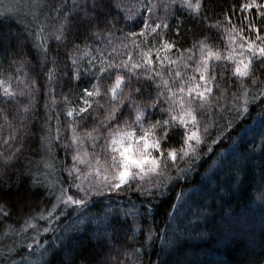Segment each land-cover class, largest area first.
Returning a JSON list of instances; mask_svg holds the SVG:
<instances>
[{
	"label": "trees",
	"instance_id": "obj_1",
	"mask_svg": "<svg viewBox=\"0 0 264 264\" xmlns=\"http://www.w3.org/2000/svg\"><path fill=\"white\" fill-rule=\"evenodd\" d=\"M34 1L42 34L31 32L25 17L0 14V81L5 82L0 85V264H264V97L252 88L245 96L232 74V56H250L240 46L247 43L241 36L255 39L257 31L264 36V16L259 14L264 7H255L264 0H254L248 10L240 5L253 0H201L199 12L182 6L183 0ZM142 30L144 36H128ZM165 41L174 47L159 55L174 64L156 60ZM201 42L207 46L205 56L213 53L209 65H216V79L208 85L212 93L204 109L197 110L198 129L188 124L190 131H198L201 143L189 140L185 145V129L177 124L165 142L177 159L173 165L169 158L162 185L144 182L142 192L133 182L131 187L90 196L77 216L74 208L60 206L49 231L37 235L55 193L61 188L71 193L67 169L72 155L93 151L84 137L93 116L79 113L84 89L98 84L101 96L89 99L105 104L103 92L115 73L129 75L124 67L110 68L113 74L100 81L97 76L106 74L99 69L122 61L128 67L141 63L134 70L139 82L137 76L131 80L140 93L124 90L138 101L156 92L155 84L145 79L146 68L152 69L148 75L156 83L163 77L178 86L195 76L203 85L196 71L202 66ZM149 48L151 66L141 57ZM9 86L14 96L4 95ZM96 107L93 103L89 113ZM69 109L74 110L71 117ZM121 110L127 113L124 106ZM99 112L102 118L104 109ZM148 112L153 120L167 115L158 108ZM72 126L84 139L82 146L73 144ZM46 135L52 136L48 170L43 163ZM182 147L187 155L180 152ZM43 171L50 174L52 187L45 185ZM42 241L44 250L35 260V248Z\"/></svg>",
	"mask_w": 264,
	"mask_h": 264
},
{
	"label": "snow or ice",
	"instance_id": "obj_2",
	"mask_svg": "<svg viewBox=\"0 0 264 264\" xmlns=\"http://www.w3.org/2000/svg\"><path fill=\"white\" fill-rule=\"evenodd\" d=\"M182 6L194 12H199L202 5L201 0H196L195 4L191 0H183ZM240 7L244 10L251 9L254 7V0L253 3H244ZM255 7L259 9L264 7V5L256 4ZM259 14L264 16V12ZM147 27L145 25V28ZM249 27L250 29H255L256 25L249 22ZM233 30H236L235 27H233ZM152 31L155 32V28ZM244 31L243 27L239 29L240 33ZM138 35L144 36L145 32L142 30L139 34H128L130 37H137ZM241 39L247 41V43H242L240 46L242 49L246 48L250 56L246 62L244 59L233 61L236 66L232 74L238 78L239 87L243 89L245 96L249 89L252 88L259 93V96L264 97V79H262L264 77V36L257 31L255 39L244 37L243 35ZM257 40L260 41L259 44L256 43ZM133 43L135 42L133 41ZM173 47L172 43L163 42L162 48L157 49L156 60L169 59L167 56L161 58L159 52L167 51ZM200 47L202 66L198 65L196 71L200 73L199 81H203V85L196 81L195 76L189 77L188 80H181L178 86L170 85L169 81L163 79V77H161L159 83H156L155 78L148 75V72L152 69L146 68L145 79L155 84L156 92L154 95L149 93L146 97L141 96L140 101L131 94L124 95V90L127 87L129 93H140V88L134 87L131 84V80L133 76H137V82H139L138 74L134 70L140 68L142 66L141 63L134 62L131 67H128V62L122 61L121 64H109L107 68L101 67L99 69L100 73L106 74L97 76L100 81L113 74L108 71L110 68L119 69L124 67L129 75L125 77L118 71L115 73L114 82L103 92L105 104H101L99 100L93 101L89 99L91 97H99L102 94L99 85L95 83L92 84V90L85 88L84 95L81 97L83 106L79 107V113H87L92 115L94 119L91 129H86L84 132V137L91 142L93 151L89 153L87 149H83V156H87L88 159L82 157L81 151L75 152L72 155L74 163L67 169V172L70 178L74 172L77 173L76 180L88 179L94 175L96 186L94 187L90 183L89 189H85L81 184L74 183L72 187L84 192V198H74L71 195H67L66 190L61 188L59 195L56 196L57 203L63 202L66 205L83 204L90 192H96L97 187L101 190H119L125 185L131 187L133 182H136L137 189L143 192L146 190L144 188V182L146 181L153 187L162 185L163 181L160 180V177L164 176L165 170L170 166L169 158H171L173 165L177 159L175 150L168 149L165 146V142L169 139V132L176 128L177 124L185 129V145L188 144L189 140H195L197 144L201 143L198 131H190L188 124L191 121L193 128L198 129L197 110L204 109L205 102L212 93V88L208 85L210 81L216 79L214 72L216 65H209L208 63L209 59L213 58L211 51H208L206 56L204 55V50L207 46L201 42ZM152 50V48H149L147 52L141 51L142 61L145 65H153ZM221 58V56L215 55V59L220 60ZM75 62L73 60V63ZM169 63L174 64L175 61L169 59ZM257 64L259 69L256 67ZM210 68L213 69L212 72H209ZM180 75L179 71L175 72L176 77H180ZM156 76H161V74L157 72ZM221 76H223V73H221ZM126 79L129 81L127 85L125 84ZM4 83V81H0V85ZM173 85H175V81H173ZM216 87L220 88V84L217 83ZM185 93H187V96L184 95ZM4 95L11 97L15 93L10 90L9 86L4 88ZM125 99L127 100L126 105L124 104ZM253 99H256V97L253 96ZM118 100L119 103H117ZM247 102L246 99L245 104ZM93 103L97 107L89 113L88 110L92 108ZM122 106L127 108V113L121 110ZM101 108L104 109L102 118H100L99 112ZM149 108H158L161 113H166L167 115L153 120L148 112ZM73 111V109H69L67 115L71 117ZM244 111H247L246 107ZM86 118V116H81L82 120ZM205 131H207V125H205ZM101 138L104 140L103 144L98 143ZM71 139L73 144L81 146L84 144V139L77 134L75 126H72ZM69 146L66 145V147ZM97 147L102 149L101 153L95 151ZM180 152L183 155L188 154L184 147L180 149ZM76 163L85 164L87 170L82 172L81 169L76 167ZM46 166L48 165L46 164ZM152 177L156 178L155 181H153ZM56 207L57 204L54 203L48 212L49 216L56 211Z\"/></svg>",
	"mask_w": 264,
	"mask_h": 264
},
{
	"label": "rangeland",
	"instance_id": "obj_3",
	"mask_svg": "<svg viewBox=\"0 0 264 264\" xmlns=\"http://www.w3.org/2000/svg\"><path fill=\"white\" fill-rule=\"evenodd\" d=\"M37 7H38V4L35 3L34 0H0V14H2L3 16L10 17V18H15V19L19 18V17H25V21H26V24L28 25V28L35 35L36 34H42L41 33V31H42L41 18H40V15H38V13H37V10H38ZM232 59H234L235 61H240L241 59H244L245 62L247 61V59L245 57L241 56V55L232 56ZM235 66H236V64H235ZM51 139H52V136L46 135L45 136V143H44V146H43V149H44V151H43V156H44L43 163H44L45 169H47V170L51 169L50 167L46 166V164L48 165L47 160L50 158V156H49V153H50L49 143H50ZM82 157L84 159H88L85 156H82ZM73 163H74V161H72L71 166L73 165ZM76 167L81 169L82 172L87 170V166L85 164L76 163ZM43 173H44V175H45V177L47 179V180L45 179V185L48 186V187H52L53 183H52V181H51V179L49 177L50 174L46 173L45 171H43ZM43 173H42V175H43ZM76 175H77V173L74 172L73 176L71 178H69V179H71V181H70L71 193L69 194L66 191V194L67 195H71L74 198H84V192L79 191L76 187H72V185L74 183L81 184V186L83 188L89 189L90 183H91V185L95 187L96 186V182H95L94 175L89 177L88 179H82V180H76L75 179ZM108 191L109 190H107V189L101 190L99 187H97L96 192H90L88 197L85 198V203L80 204V205H76V204H67L66 205L63 202L57 203L56 196L59 195V192H60V191H58V193H55V199H54V203L57 204L56 211L60 208V206H64V207H67V208H74L75 209L74 210V212H75L74 216H77V214H79V212L82 211L83 207L86 204H88L89 198H91L90 196L98 197V196H100V195H102V194H104L105 192H108ZM52 192H53V190H52ZM53 195H54V192H53ZM53 213H52V215H53ZM52 215L49 216V214H48V215H45L43 218H41V220L43 222H42L41 226H39L36 229L37 235H39L40 237H41V235H43V234H45V233H47L49 231L50 226L52 224V221L54 219V218L52 219V217H53ZM79 224H81L80 221L71 223L70 229H73V230L76 229L77 225H79ZM35 236H32V240L36 239L37 236L36 237ZM44 242L45 241H42L41 244H37V246L35 248L36 249V252H35L36 253L35 254L36 257H34L35 260L39 259L41 250L44 248L43 246L45 245ZM51 244H53V242H51ZM30 262L33 263L32 260H29V261L26 260L24 264H26V263L27 264H31Z\"/></svg>",
	"mask_w": 264,
	"mask_h": 264
}]
</instances>
